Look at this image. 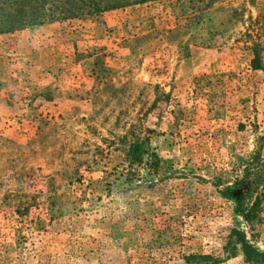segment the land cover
Masks as SVG:
<instances>
[{"label":"rangeland","instance_id":"374dc122","mask_svg":"<svg viewBox=\"0 0 264 264\" xmlns=\"http://www.w3.org/2000/svg\"><path fill=\"white\" fill-rule=\"evenodd\" d=\"M244 241L264 253V0L0 35V264H249Z\"/></svg>","mask_w":264,"mask_h":264},{"label":"trees","instance_id":"16d2710c","mask_svg":"<svg viewBox=\"0 0 264 264\" xmlns=\"http://www.w3.org/2000/svg\"><path fill=\"white\" fill-rule=\"evenodd\" d=\"M149 1L156 0H0V35L33 25L72 20L84 13L101 14ZM259 60L256 54L253 60L255 68L260 67ZM144 153V146L135 143L131 146L129 156L133 162L141 163ZM252 175L249 167H246L242 181L229 191L238 208L244 200L251 199L258 192L259 183L257 179L251 178ZM242 214L249 221L257 217L253 207ZM242 250L249 264H264V253L259 252L250 243L244 241Z\"/></svg>","mask_w":264,"mask_h":264}]
</instances>
